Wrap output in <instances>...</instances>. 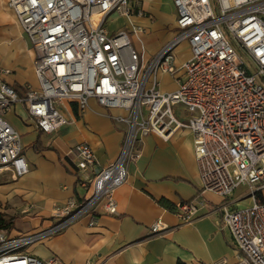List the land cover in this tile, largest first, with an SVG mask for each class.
Instances as JSON below:
<instances>
[{
	"label": "built area",
	"instance_id": "obj_1",
	"mask_svg": "<svg viewBox=\"0 0 264 264\" xmlns=\"http://www.w3.org/2000/svg\"><path fill=\"white\" fill-rule=\"evenodd\" d=\"M171 1L177 34L145 63L132 39L142 29L111 34L106 26L112 14L132 18V0H8L35 51L38 87L20 94L5 81L10 71L0 72V175L20 179L30 172L21 136L6 120L17 105L27 108L40 132L54 135L69 123L62 107L75 105L85 114L95 101L126 133L108 166L87 143L70 149L85 195L68 199L48 228L14 237L0 231V264H61L31 249L77 224L95 227L102 215L117 216V191L142 158L143 140L151 134L169 139L185 129L194 135L203 190L227 200L245 188L252 201L214 210L231 234L236 264H264V0ZM185 43L191 57L179 63L177 50ZM161 75L175 78V92H162ZM200 209L180 202L174 213L187 224ZM169 229L158 219L149 231L156 236Z\"/></svg>",
	"mask_w": 264,
	"mask_h": 264
},
{
	"label": "crops",
	"instance_id": "obj_2",
	"mask_svg": "<svg viewBox=\"0 0 264 264\" xmlns=\"http://www.w3.org/2000/svg\"><path fill=\"white\" fill-rule=\"evenodd\" d=\"M132 4V18L112 14L106 26L111 34L142 29L144 32L133 34L132 39L147 63L176 36V9L171 0H132ZM118 19L127 25L111 30L109 25ZM34 59L32 43L8 0H0V72L10 71L5 81L20 94L28 85L38 87ZM160 82L163 93L178 88L172 76L161 75ZM91 108L81 114L75 105L62 107L69 123L54 135L40 132L25 106L17 105L7 115L6 120L21 136L23 155L30 167L29 174L20 179L10 173L0 176V205L3 201L2 206L10 208L7 214H18L12 229L6 231L10 236L48 228L68 199L85 195L67 157L72 147L89 144L101 166L118 158L126 126L109 119L95 101ZM141 148L142 158L129 167L128 180L117 191V216L102 215L95 227H89L88 221L77 224L33 247L31 253L43 261L56 257L61 264H236L231 234L214 210L225 204L249 207L248 193L241 188L223 200L203 190L190 130L178 131L169 139L151 134ZM180 202L200 205L199 214L190 223L183 224L175 216L174 206ZM158 219L170 229L153 236L149 229Z\"/></svg>",
	"mask_w": 264,
	"mask_h": 264
},
{
	"label": "rangeland",
	"instance_id": "obj_3",
	"mask_svg": "<svg viewBox=\"0 0 264 264\" xmlns=\"http://www.w3.org/2000/svg\"><path fill=\"white\" fill-rule=\"evenodd\" d=\"M125 25H127L126 24V21L124 20V19H118V20H115L112 24H110L109 25V27H110V29L111 30H118V29H120V28H122V27H124ZM177 53H179V56H180V58L181 59H183V60H188L190 57H191V53H190V50H189V48H188V46H187V44L185 43V44H183L178 50H177ZM180 109H178V111H179ZM3 175H5V173L4 174H1L0 176H3ZM242 191L243 192H247L248 193V191L245 189V191H244V188H242ZM248 196V194H246L245 195V197H247ZM260 199H261V202L262 203H264V196H260ZM251 199L249 198V199H247V204H251ZM3 201H2V204L0 205V214L1 215H3L5 218L4 219H6V221H12V219H15V216H17L18 214H16V213H12L13 214V216H11V214H7V213H9L8 212V210L10 209L9 208V206H6L5 208L2 206L3 205ZM5 211H7V212H5ZM0 231H3V230H0ZM6 232V231H5ZM8 232V231H7Z\"/></svg>",
	"mask_w": 264,
	"mask_h": 264
},
{
	"label": "trees",
	"instance_id": "obj_4",
	"mask_svg": "<svg viewBox=\"0 0 264 264\" xmlns=\"http://www.w3.org/2000/svg\"><path fill=\"white\" fill-rule=\"evenodd\" d=\"M4 218L5 217L0 214V230H3V231L11 230L14 225L15 219H12L11 222L10 221L8 222Z\"/></svg>",
	"mask_w": 264,
	"mask_h": 264
},
{
	"label": "bare ground",
	"instance_id": "obj_5",
	"mask_svg": "<svg viewBox=\"0 0 264 264\" xmlns=\"http://www.w3.org/2000/svg\"><path fill=\"white\" fill-rule=\"evenodd\" d=\"M98 16H94L93 19L95 20V18H97Z\"/></svg>",
	"mask_w": 264,
	"mask_h": 264
}]
</instances>
